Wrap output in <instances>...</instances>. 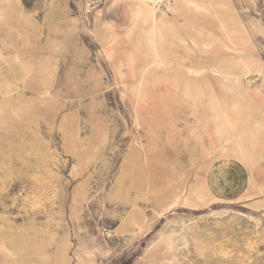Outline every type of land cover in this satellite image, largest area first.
<instances>
[{"label": "rangeland", "instance_id": "374dc122", "mask_svg": "<svg viewBox=\"0 0 264 264\" xmlns=\"http://www.w3.org/2000/svg\"><path fill=\"white\" fill-rule=\"evenodd\" d=\"M257 82L264 0H0V264H264Z\"/></svg>", "mask_w": 264, "mask_h": 264}, {"label": "crops", "instance_id": "0c3cea01", "mask_svg": "<svg viewBox=\"0 0 264 264\" xmlns=\"http://www.w3.org/2000/svg\"><path fill=\"white\" fill-rule=\"evenodd\" d=\"M214 6V5H213ZM204 7H205V10H204V12L202 13V14H195V13H193V12H190V11H188V10H186V8H184L185 10V12H189V13H193V14H195V15H197V16H199V17H202V16H205V17H208V18H210V19H213V21H214V27L213 28H211V31H210V33H213L214 31L216 32V33H218L217 32V28H216V26H217V22H218V18H222V10L221 9H217L216 10V12L214 11V7H212L213 9H210L209 8V10H208V7L207 6H205L204 5ZM176 18V17H175ZM177 19H181V18H177ZM182 20H185L186 21V19H182ZM187 22V21H186ZM188 23V22H187ZM216 33H214V34H216ZM200 84H206V85H209L208 87H211L212 89H215L214 91H213V95H209V96H207V102H215L214 100H212L211 98L212 97H216V98H222V99H224L226 102H234L235 101V94L236 93H234L235 91L234 90H231V88H237V87H240V85L241 84H244V82H221V81H210V82H205V83H202V82H200V83H196V84H194V85H190V86H185V87H195V86H199V87H201V85ZM255 86H258L259 88H260V99L259 100H256V101H252V104L254 105V109L255 110H257V109H259V107L262 105V104H264V84L262 83H258L257 82V84L255 85ZM262 88V89H261ZM216 94V95H215ZM221 94V95H220ZM235 95V96H234ZM252 122H254L253 124L255 125L254 127H252L251 126V128L250 129H252L253 131H255L256 133H261L262 131H264V122H263V119H261V118H258V119H252ZM212 125L213 124H209V127L211 128L212 127ZM233 129H237V127L236 126H234L233 128H232V130ZM237 159L235 158V157H229V158H226L224 161L225 162H237L236 161ZM257 168H258V171L263 175L264 173H263V171H264V165H258L257 166ZM255 171V170H254ZM235 193H236V191H235ZM234 193V194H235ZM233 194V195H234ZM229 198L231 199L232 197L231 196H229ZM222 201H224V200H215V201H211L212 203H214V202H222ZM226 201V200H225Z\"/></svg>", "mask_w": 264, "mask_h": 264}, {"label": "bare ground", "instance_id": "6f19581e", "mask_svg": "<svg viewBox=\"0 0 264 264\" xmlns=\"http://www.w3.org/2000/svg\"><path fill=\"white\" fill-rule=\"evenodd\" d=\"M196 9H197V8H196ZM202 9H203V8H202ZM157 19H158V18H157ZM158 22H159V21H158ZM160 24H161V23H160ZM160 24H159V25H160ZM167 26H168V25H167ZM165 27H166V26H165ZM166 28H167V27H166ZM155 29H156V28H155ZM162 29H163V28H162ZM169 30H170V29H169ZM163 32H164V31H163ZM226 32H227V31H226ZM228 34H229V33H228ZM107 35H108V34H107ZM163 35H165V33H164ZM163 35H162V36H163ZM173 37H174V36H172L170 39H172ZM165 38H168V37L165 36ZM110 39H111V38H110ZM178 39H179V38H178ZM178 39H177V40H178ZM182 39H183V38H182ZM177 40H176V41H177ZM179 40H180V39H179ZM172 41H173V39H172ZM180 41H181V40H180ZM182 41H183V40H182ZM215 41H216V40H215ZM183 43H185V41H184ZM192 70H193V69H192ZM224 77H225V76H224ZM228 78H229V77H228ZM225 79H226V78H225ZM231 79H232V78H231ZM231 79H230V80H231ZM226 80H227V79H226ZM230 80H229V81H230ZM231 81H232V80H231ZM233 81H234V80H233ZM225 82H226V81H225ZM259 93H260V92H259ZM259 93H258V94H259ZM256 94H257V93H256ZM160 215H161V214H160Z\"/></svg>", "mask_w": 264, "mask_h": 264}]
</instances>
